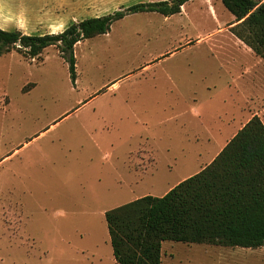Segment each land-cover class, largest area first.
<instances>
[{
    "label": "rangeland",
    "instance_id": "rangeland-1",
    "mask_svg": "<svg viewBox=\"0 0 264 264\" xmlns=\"http://www.w3.org/2000/svg\"><path fill=\"white\" fill-rule=\"evenodd\" d=\"M159 1L170 0H59L54 11L39 0L49 7H0V27L57 34ZM234 22L220 0H191L169 17L128 15L74 47V82L54 46L40 59L0 55V264H115L106 211L164 196L252 116L264 125V60L231 32ZM161 257L264 264V248L163 242Z\"/></svg>",
    "mask_w": 264,
    "mask_h": 264
},
{
    "label": "trees",
    "instance_id": "trees-1",
    "mask_svg": "<svg viewBox=\"0 0 264 264\" xmlns=\"http://www.w3.org/2000/svg\"><path fill=\"white\" fill-rule=\"evenodd\" d=\"M191 0L138 3L71 23L61 33L26 35L0 29V55L31 60L56 47L75 81L74 47L110 31L131 14H179ZM234 17L231 32L264 60V0H220ZM117 264H161L163 242L264 248V125L253 116L219 154L164 196H144L104 213Z\"/></svg>",
    "mask_w": 264,
    "mask_h": 264
},
{
    "label": "crops",
    "instance_id": "crops-1",
    "mask_svg": "<svg viewBox=\"0 0 264 264\" xmlns=\"http://www.w3.org/2000/svg\"><path fill=\"white\" fill-rule=\"evenodd\" d=\"M37 1H39V0H0V7H3V6H8V7H24V8H35V7H47L48 5L47 4H43V3H38ZM51 1V0H50ZM53 2H52V7H51V9H49L50 11H54L55 9L56 10H59V9H64V6L62 5V3L60 4V2H59V0H52ZM49 7V6H48ZM55 8V9H54ZM30 13H32L31 11H32V9H29L28 10ZM63 12V11H62ZM61 15H63V13H61ZM61 15H47V21H48V24L50 23V24H58L61 20H63V19H60L59 18V16H61ZM50 17V18H49ZM95 17H100V16H95ZM63 18V17H62ZM88 18H93V17H88ZM85 19H87V18H85ZM82 20H84V19H82ZM25 22V21H24ZM16 27V26H15ZM14 26L12 27V29H4V28H1L0 27V29H2V30H6V31H11V30H18V28L16 27L15 28ZM60 30H58V32H59ZM53 33V32H52ZM54 33H57V32H54ZM27 35V34H26ZM28 35H38V34H28ZM39 35H45V34H39ZM178 50H176V51H172V52H170V53H168V54H166V55H164L162 58H166L167 56H171V55H173V54H175L176 52H177ZM159 60H161V58L160 59H158V61ZM255 116V115H254ZM253 117V116H252ZM229 125H231V124H229ZM229 125L228 124H224V126H226V127H229ZM223 126V127H224ZM243 126V125H242ZM242 126L239 128V130L242 128ZM223 127H222V132H224V130H223ZM237 132H238V130H237ZM237 132H235V134L237 133ZM234 134V135H235ZM234 135H232V137L234 136ZM231 137V138H232ZM230 138V139H231ZM229 141H227V142H225L224 143V145H223V147L220 149V151L225 147V145L228 143ZM219 151V152H220ZM15 152H16V150H15ZM219 152L213 157V158H211V160L209 161V163H211V161L219 154ZM208 163V164H209ZM161 260H162V257H161ZM113 263H115V264H117L116 263V261L114 260V257H113Z\"/></svg>",
    "mask_w": 264,
    "mask_h": 264
}]
</instances>
